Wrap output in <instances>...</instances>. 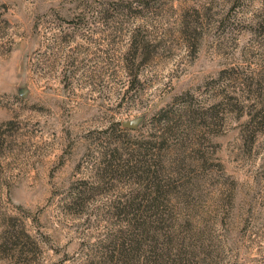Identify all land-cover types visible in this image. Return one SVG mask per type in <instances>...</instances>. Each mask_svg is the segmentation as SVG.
<instances>
[{
	"label": "rangeland",
	"instance_id": "rangeland-1",
	"mask_svg": "<svg viewBox=\"0 0 264 264\" xmlns=\"http://www.w3.org/2000/svg\"><path fill=\"white\" fill-rule=\"evenodd\" d=\"M261 10L262 0H0V264H103L100 247L129 227L106 205L130 189L102 165L129 143L105 133L159 143L160 110L176 115L160 164L228 180L202 200L167 196L162 211L214 218L219 248L199 264H264V124L245 127L253 109L264 120ZM83 182V203L67 206Z\"/></svg>",
	"mask_w": 264,
	"mask_h": 264
},
{
	"label": "trees",
	"instance_id": "trees-1",
	"mask_svg": "<svg viewBox=\"0 0 264 264\" xmlns=\"http://www.w3.org/2000/svg\"><path fill=\"white\" fill-rule=\"evenodd\" d=\"M258 20L257 25L264 31L263 0ZM138 48L140 49L139 45L135 49L136 54ZM136 54L133 56L134 61L138 57ZM138 64L141 62L139 61ZM140 75L141 72L137 71L133 77L139 80ZM251 86H253L252 80L248 85L243 84V87ZM250 98L251 96H247V100ZM249 107H255V105L252 103ZM247 115L245 127L260 130L259 124H264L262 112L259 109H253L248 111ZM157 116V123L165 124V131L168 132L163 133L166 137L159 143L142 139H134L131 142V139L127 138L130 133H105L109 144H120L121 139L129 143L125 147L121 143V148L127 150L125 156L122 153L119 154L120 149L117 146L107 151L105 156L109 159L102 165L106 174L110 173L109 181L125 183L130 189L127 194L121 195L106 205L107 214L126 222L129 227L128 230L119 231L115 236L111 235L106 244L100 247L104 249L103 252L108 253L103 264H132L135 258H140L142 249L145 254L143 264H199L198 261L204 263L207 259L215 258L213 253L219 248L217 245L219 241L213 238L209 230V223L213 222L214 218L196 219L197 217L194 216L187 221H179L171 213L164 211L167 209L162 201L167 196L173 195L182 197L184 201L202 200L204 197L201 191L206 185L223 187L228 180L227 178L225 181L222 180L224 176H216L215 179L211 177L212 181L208 184L204 176V167L192 171L187 169V164L183 165V162L176 168L161 165L158 153L163 150L167 153L166 141L171 136V128H175V126L169 127L168 124H173L171 118L176 115L173 111L169 113L160 110ZM212 121L215 122V116ZM250 134V140H252L256 133ZM194 171H196L195 174ZM102 174L100 173V177ZM85 184L83 182L72 187L67 206L80 207V203H83L85 198L82 196L83 187L87 186Z\"/></svg>",
	"mask_w": 264,
	"mask_h": 264
},
{
	"label": "water",
	"instance_id": "water-1",
	"mask_svg": "<svg viewBox=\"0 0 264 264\" xmlns=\"http://www.w3.org/2000/svg\"><path fill=\"white\" fill-rule=\"evenodd\" d=\"M122 125L125 128L134 129L137 126V122H123Z\"/></svg>",
	"mask_w": 264,
	"mask_h": 264
}]
</instances>
